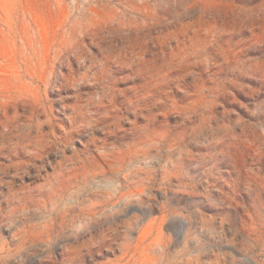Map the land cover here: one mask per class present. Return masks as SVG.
Listing matches in <instances>:
<instances>
[{
  "label": "rangeland",
  "instance_id": "obj_1",
  "mask_svg": "<svg viewBox=\"0 0 264 264\" xmlns=\"http://www.w3.org/2000/svg\"><path fill=\"white\" fill-rule=\"evenodd\" d=\"M0 264H264V0H0Z\"/></svg>",
  "mask_w": 264,
  "mask_h": 264
},
{
  "label": "bare ground",
  "instance_id": "obj_2",
  "mask_svg": "<svg viewBox=\"0 0 264 264\" xmlns=\"http://www.w3.org/2000/svg\"><path fill=\"white\" fill-rule=\"evenodd\" d=\"M27 233L29 236L30 235H36L35 231H33L32 229L27 230Z\"/></svg>",
  "mask_w": 264,
  "mask_h": 264
}]
</instances>
